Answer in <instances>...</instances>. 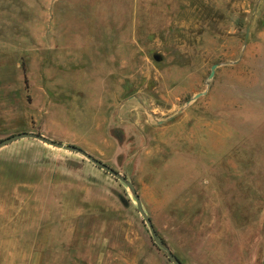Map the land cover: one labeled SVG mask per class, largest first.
<instances>
[{
    "label": "rangeland",
    "instance_id": "rangeland-1",
    "mask_svg": "<svg viewBox=\"0 0 264 264\" xmlns=\"http://www.w3.org/2000/svg\"><path fill=\"white\" fill-rule=\"evenodd\" d=\"M22 132L125 177L181 264H264V0H0V140ZM0 264L170 263L123 184L22 139Z\"/></svg>",
    "mask_w": 264,
    "mask_h": 264
},
{
    "label": "water",
    "instance_id": "water-1",
    "mask_svg": "<svg viewBox=\"0 0 264 264\" xmlns=\"http://www.w3.org/2000/svg\"><path fill=\"white\" fill-rule=\"evenodd\" d=\"M154 61H158V57H153ZM216 68V65H212L210 67L209 74L207 76V79L209 80L212 75L213 71ZM202 94L195 95L191 100H195L196 98L200 97ZM188 103V102H187ZM186 103V104H187ZM22 139H29V140H35L42 144L48 145L53 148L62 149L67 152L75 153L82 158H84L86 161H88L91 165H93L96 169L102 171L103 173L111 176L114 180L119 181L121 184H123L131 193L134 202H135V210L137 211L138 215L141 217L143 224L146 226L148 233H149V239L154 247L157 248V250L163 252L164 257L170 264H181L180 261L169 251L167 246L160 241V239L157 237L156 232L150 222V219L144 214V212L141 209L138 197L136 196L133 187L131 183L123 176L119 175L106 165L102 164L101 162L97 161L96 159L92 158L90 155H88L83 150L76 148L74 146L70 145H63L59 142L52 141L48 138H45L44 136H41L39 134L30 133V132H22L18 134H14L11 136H8L2 140H0V148L7 146L13 142H16L18 140Z\"/></svg>",
    "mask_w": 264,
    "mask_h": 264
}]
</instances>
